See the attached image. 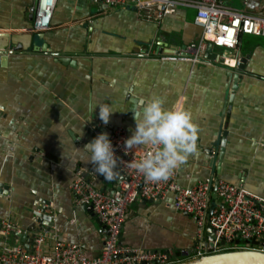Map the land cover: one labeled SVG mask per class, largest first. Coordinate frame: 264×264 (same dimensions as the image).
I'll use <instances>...</instances> for the list:
<instances>
[{"label": "crops", "instance_id": "obj_1", "mask_svg": "<svg viewBox=\"0 0 264 264\" xmlns=\"http://www.w3.org/2000/svg\"><path fill=\"white\" fill-rule=\"evenodd\" d=\"M37 1L0 0V185L7 186L0 187V225L11 221L17 227L0 236V246L26 247L43 225L37 213L46 201L53 225L44 230L82 244L90 258L101 255L104 226L93 210L76 203L71 186L81 172L102 191L116 189L123 178L120 169L116 166L111 180L98 175L83 145L117 125L130 136L135 128L130 110L141 98L156 96L165 109L190 113L197 127L196 152L176 168L182 186L226 180L264 198V37L241 40L246 73L228 112L230 68L174 58L201 36L186 8L157 23L143 19L132 4L58 0L51 28L40 32L30 11ZM167 48L179 52L168 54ZM213 49L221 57L234 55ZM105 103L115 112L108 124L95 109ZM218 201L214 187L211 207ZM174 204L173 193L137 199L120 242L172 250L178 261L186 260L199 240V226ZM212 231L207 223L202 241L211 242ZM52 237L47 251L53 249Z\"/></svg>", "mask_w": 264, "mask_h": 264}, {"label": "built area", "instance_id": "obj_2", "mask_svg": "<svg viewBox=\"0 0 264 264\" xmlns=\"http://www.w3.org/2000/svg\"><path fill=\"white\" fill-rule=\"evenodd\" d=\"M104 7H118L132 4L145 20L160 23L177 12L179 8L195 10L194 24L201 30L195 46L188 48L177 59L194 63H222L229 68L238 67L241 61L239 48L241 37L253 35L264 37V0H256L253 10H249L252 0H241L244 8H235L232 0H92ZM58 0H38L30 11L35 17V30L51 28L54 10ZM209 46L234 52L220 61L204 57ZM2 113L0 112V117ZM99 134V133H98ZM129 137L123 125L112 127L109 138L117 158L116 166L123 174L112 192L96 188L81 172L72 183L76 203L91 206L94 214L105 229L101 255L88 257L84 246L53 235L49 230H38L30 249L23 245L0 246V264H172L178 262L172 250L156 251L129 247L120 242V234L128 216L130 206L139 198L158 200L167 193L174 194L175 208L189 214L198 224V242L193 257L230 251L256 250L264 253V198L248 191L242 184L226 180L212 182L208 179L193 187H184L178 181L176 169L167 179L154 181L147 178L132 164L155 146L127 148L124 140ZM215 187L220 198L211 214V195ZM214 231L211 242L202 241L206 224ZM0 236L17 231L15 223L3 221ZM32 234V235H33ZM54 240L51 251L46 250L48 237ZM239 241V242H237ZM257 241L258 244L252 242ZM224 242L225 244H222ZM222 245V247H221Z\"/></svg>", "mask_w": 264, "mask_h": 264}, {"label": "clouds", "instance_id": "obj_3", "mask_svg": "<svg viewBox=\"0 0 264 264\" xmlns=\"http://www.w3.org/2000/svg\"><path fill=\"white\" fill-rule=\"evenodd\" d=\"M99 119L108 124L111 111L108 103L97 104ZM95 111V110H94ZM135 128L124 140V146H155L132 167L154 181L167 179L174 169L181 165L189 154L197 150V127L188 112L165 109L159 97L141 98L132 110ZM89 153L88 163L94 166L98 175L111 180L117 164V156L107 132L97 134L83 145ZM79 150V148L77 149Z\"/></svg>", "mask_w": 264, "mask_h": 264}, {"label": "water", "instance_id": "obj_4", "mask_svg": "<svg viewBox=\"0 0 264 264\" xmlns=\"http://www.w3.org/2000/svg\"><path fill=\"white\" fill-rule=\"evenodd\" d=\"M34 15H32L33 17ZM4 51L0 50V64H4L3 60H4V56L2 57V55ZM166 52L168 54H177L179 51L172 49V48H167ZM204 57L206 59H211V60H216V61H220L221 56L219 55V53H217L216 51H214L212 46H209L208 50L206 51ZM65 59H62V61H64ZM248 61V57H242L241 61L238 65V67L236 68H230L229 72H228V77L230 82H232V85L230 86L231 88V95L229 97V111L232 108V104L234 102V94L237 91L238 87H239V83L238 81L243 77V75L246 73V64ZM226 113V111H225ZM226 135H227V131H226ZM225 146H226V139H223L222 142V152H221V156L220 158H223L224 152H225ZM1 188H7V186H3L0 185ZM88 209H90L92 211V207L91 206H86ZM213 208L214 205H212L210 212L212 214L213 212ZM41 213H37L38 218H37V222L38 223H43V225L41 227H38L36 229V231H38L39 229L42 230L46 227L50 228L52 227L53 223L51 220V216H50V209H49V202L44 201V205L41 206ZM0 229H2V225H0ZM211 233L214 234V231H212ZM35 234H33V236L30 237L29 239V243L26 245V247L28 249L31 248L33 240H34ZM213 239V237H212ZM239 242V241H237ZM253 244H258L257 241L252 242ZM222 244H225L224 242H222ZM185 257H187L186 260L183 261H178L172 264H264V253L260 252V251H256V250H230V251H224V252H218V253H212V254H207V255H203L201 257H193L192 256V252L188 253L187 255H184Z\"/></svg>", "mask_w": 264, "mask_h": 264}, {"label": "rangeland", "instance_id": "obj_5", "mask_svg": "<svg viewBox=\"0 0 264 264\" xmlns=\"http://www.w3.org/2000/svg\"><path fill=\"white\" fill-rule=\"evenodd\" d=\"M257 1L256 0H252L251 1V3L249 4V7H248V9L249 10H253V7H255V3H256ZM233 6L235 7V8H238V9H240V10H242L243 8H244V6H243V3L241 2V0H234L233 1ZM187 9V11H188V19H189V21H192V19H193V21H194V18H195V10L194 9H192V8H186ZM255 36H253V35H244L243 36V38H244V40H245V42L248 40V39H250V38H254ZM253 41H255V40H253L252 39V42ZM214 48H218V47H214ZM223 48H220V50H222ZM217 50V49H216ZM219 50V49H218ZM223 51H224V49H223ZM221 247H222V245H221Z\"/></svg>", "mask_w": 264, "mask_h": 264}, {"label": "trees", "instance_id": "obj_6", "mask_svg": "<svg viewBox=\"0 0 264 264\" xmlns=\"http://www.w3.org/2000/svg\"><path fill=\"white\" fill-rule=\"evenodd\" d=\"M243 36L241 37V40H242Z\"/></svg>", "mask_w": 264, "mask_h": 264}]
</instances>
